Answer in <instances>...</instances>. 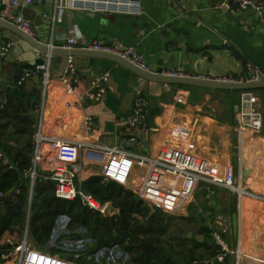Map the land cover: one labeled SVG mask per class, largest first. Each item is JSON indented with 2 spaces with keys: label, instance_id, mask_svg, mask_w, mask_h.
Returning <instances> with one entry per match:
<instances>
[{
  "label": "crops",
  "instance_id": "crops-1",
  "mask_svg": "<svg viewBox=\"0 0 264 264\" xmlns=\"http://www.w3.org/2000/svg\"><path fill=\"white\" fill-rule=\"evenodd\" d=\"M137 1L142 7L138 17L76 13L65 14L62 22L53 24L52 0L42 1L28 8L29 11L22 9L21 13L33 25V38L53 49H63L70 32L82 36L83 48L93 42L105 45L117 40L135 47L150 73L156 75L177 72L180 67L198 75L203 72L199 65L206 63L208 57L213 59L208 66L227 73L236 81L247 75L244 66L254 65L264 72V26L253 12H234L227 6L228 0ZM18 41L9 31L0 34V49L9 47L6 55H0V111L4 106L6 111L0 125L9 123L7 132L14 134L21 129L14 116L34 120L31 167L21 181H25L31 171L48 175L56 164L46 142L36 150L38 132L44 138L80 143L83 147L73 168L77 185L102 208L112 206L106 216L89 211L112 221L121 216V210H130L131 219L143 229H157L159 220L163 226H169V219L183 220L190 231L184 232V238L175 237L176 241L181 240L176 247L182 251L183 244L193 243L198 261L210 259L217 252L209 226L214 224L215 228H220L216 222L220 216L227 228L226 243L231 250L238 249L240 253L238 262L234 255H229L225 264H264V89L251 90L255 107L262 116V128L259 132L244 131L241 158L237 159L234 128L243 91L160 85L144 81L121 65L87 57L72 59L73 65L69 67L74 73L67 78L70 85L67 87L55 76L64 61L59 56L50 59V83L46 89L41 74L19 85L24 71L31 67L19 61L29 56L28 53H21V57L14 53ZM39 56L38 64L47 60L46 55ZM98 79L102 80V89L91 90V84ZM28 81L32 86L27 87ZM138 96L147 102L146 126L129 128L123 121L131 116ZM89 124L92 133L87 134ZM15 141V138H0V145L18 149ZM101 148H115L134 158H143L145 164L139 166L134 162L123 186L103 182L101 171L106 156ZM0 160L14 166L2 148ZM179 165L198 179L187 181L166 169ZM229 170H235L237 176L240 172L241 190L250 195L239 198L212 182H222ZM244 170L245 177L242 176ZM152 180L158 182L159 188L149 192L146 186ZM36 182L34 185L28 182V212L36 184L46 183L41 178ZM97 182L113 188L100 196L95 189ZM109 195L112 199H106ZM176 226L180 227V232L184 230L180 224ZM71 230L89 241V251L96 249L95 239L87 236L83 227L72 223ZM207 234L210 243L206 241ZM26 239L28 241V233ZM48 242L38 249L63 256L51 245L45 250ZM110 245H118L132 264H140L133 262L132 255L124 250L127 246L121 247L113 239L105 246ZM173 255H170L172 264L177 260L173 258L177 254Z\"/></svg>",
  "mask_w": 264,
  "mask_h": 264
},
{
  "label": "built area",
  "instance_id": "built-area-1",
  "mask_svg": "<svg viewBox=\"0 0 264 264\" xmlns=\"http://www.w3.org/2000/svg\"><path fill=\"white\" fill-rule=\"evenodd\" d=\"M42 1L45 0H0V18L17 28L22 33L33 37L34 28L29 19H27L22 13V9H28ZM54 6V17L52 18V23H60L63 21L65 12H72L73 14H101V15H122L129 17H138L142 14L141 4L137 0H52ZM186 0H179L180 3H184ZM227 6L234 12H253L261 25L264 26V0H228ZM226 45V42H224ZM82 36L79 33L70 32L65 39V46L63 49L72 50H87L92 52H98L103 54H109L116 56L133 67L137 68L142 72L149 73V66L147 65L144 58L137 52L136 48L133 46L125 45L117 40H112L110 43L105 45H99L98 43H92L86 48L82 46ZM50 46V45H49ZM51 47V46H50ZM52 48V47H51ZM9 51V47H1L0 55L4 56ZM47 60L43 63L37 64L32 70H25L23 77L19 82V85L23 84L27 79L34 75L41 74L44 89L50 83V55H46ZM63 72L62 84L70 87L67 82V78L74 73V70L69 67ZM246 74H251L250 77L246 75L247 82H257L260 76L259 69L254 65H249L246 67ZM160 74V73H159ZM158 74V75H159ZM159 76L163 77H183L177 72H161ZM216 82L230 83L232 82L227 77H221L215 79ZM236 81V80H235ZM102 80L98 79L91 84L90 89H102ZM146 108L147 102L145 98L138 96L134 100L133 111L130 117L126 118L123 122L124 125L129 128L145 127L146 126ZM262 128V116L260 112L256 109L253 99V94L251 91H243L240 94V100L238 104L236 126L234 128V138H235V152L237 159L241 158L242 149V136L244 131L252 130L254 132H259ZM87 134L92 133L91 125H87ZM47 143L49 151L56 164L51 169L48 175H37L34 171L29 172L28 178L31 185L39 178L42 181L49 183L53 187V192L55 198L60 201L74 202L79 201L82 206L88 208L89 210L98 211L103 214L105 207H101L99 202L84 192L77 185V173L73 169L77 164L79 150L83 147L80 143H70L59 139H48L44 138L40 132L37 133L35 138L36 150L43 143ZM106 156V161L102 167L101 178L103 182L115 183L117 185H125L128 181L129 169L131 165L136 162L139 166L145 164V159L134 158L127 153H124L115 148H101ZM240 164L238 163V166ZM177 175L181 176L187 181L197 180L196 176H192L184 170V167L174 166L172 168H166ZM212 182L224 187L226 190L237 194V197L243 195H250L244 193L241 190V179L240 172L238 171V176L235 170H229L222 182L212 180ZM149 192L156 191L159 186L158 182L154 180L149 181L146 186ZM3 194L0 193V198ZM29 204L32 200V192L29 197ZM153 203V202H152ZM157 206L158 204L153 203ZM62 220L65 224L60 233L56 235V228L58 222ZM220 228H215L214 224L209 226L210 236L213 244L217 248L216 254L206 260H199L193 262V264H225V260L229 255H234L237 262L240 256L239 250L235 251L229 248L226 243L224 236L227 234V228L222 222V218L219 216L216 219ZM70 236H73V231L71 230V220L67 216H59L55 221L54 227L51 231L50 240L48 243L57 249V243L65 244L60 242V239L66 238L70 240ZM27 233L21 245L18 249L17 264H76L75 261H71L69 256L63 257L57 254H50L48 252L42 251L40 249L33 248L27 241ZM76 242L82 243L76 247V250L71 252L75 253V257H80L83 255L84 251L88 258H93L97 262L103 264H132L128 258L120 251L118 245H110L109 247L102 246L99 249L88 250V244H84V238L75 235ZM70 242V241H69ZM60 249V248H59ZM75 249V248H74ZM64 250V249H63ZM103 260V261H102Z\"/></svg>",
  "mask_w": 264,
  "mask_h": 264
},
{
  "label": "trees",
  "instance_id": "trees-1",
  "mask_svg": "<svg viewBox=\"0 0 264 264\" xmlns=\"http://www.w3.org/2000/svg\"><path fill=\"white\" fill-rule=\"evenodd\" d=\"M246 68V66H244ZM33 67L26 69L32 70ZM5 106L0 111V118L5 117ZM21 125V129L14 134L7 132L9 123L0 125V138L16 139L15 144L18 149H12L7 145H0L3 152L12 160L14 166L0 160V193L9 194V197L0 202V240L5 238L9 233H19L22 228L25 216V208L27 207L26 197L28 194V176L25 181H21V177L31 167L30 152L32 150V138L34 134V120L30 117L14 116ZM41 176V175H39ZM40 181V178L36 180ZM102 181V180H101ZM36 182V183H37ZM103 184V182L101 183ZM97 182L96 191L100 196H105L113 187H104ZM18 192V194H16ZM106 199H112L109 195ZM65 205V206H64ZM130 210H121V216L112 221H107L88 210L84 206H80L77 201L65 202L55 198L53 187L49 183L36 184L35 196L31 206L32 225L35 227L38 222H46L51 219V224L45 227L43 234L39 236L40 246L45 245L50 240L51 231L55 221L61 215H66L72 223L78 227H83L87 236L95 239L96 249L109 243V239L122 246H127L124 250L132 255V260L140 264H156L159 261L160 250L156 247L157 241L153 240L149 243L146 239L150 237L159 238L162 235L160 227L163 226L162 220L156 222L157 229H143L137 224L135 219H131ZM147 237V238H146ZM124 248V247H123ZM62 255L65 252L56 251ZM151 252L157 254L152 259ZM66 256H69L66 254ZM73 261L72 257L69 256ZM74 258V257H73ZM163 264H172L165 261Z\"/></svg>",
  "mask_w": 264,
  "mask_h": 264
},
{
  "label": "water",
  "instance_id": "water-1",
  "mask_svg": "<svg viewBox=\"0 0 264 264\" xmlns=\"http://www.w3.org/2000/svg\"><path fill=\"white\" fill-rule=\"evenodd\" d=\"M26 11H29L26 9ZM27 16V13H24ZM65 14H73L72 12H65ZM9 31L13 33L17 38L18 42L14 48V53L19 57H21V53H28L29 56H23V60L19 59L20 62H26L29 67H35L38 62L40 61L39 54L44 55H50L51 57L59 56L63 57L64 61L61 64V66L58 68V74H56V78L59 79L61 82L63 77V72L67 69L68 65H73L72 59L75 57H87L92 59H100V60H107L109 62H113L115 64L121 65L124 68L128 69L130 72L136 74L139 78L143 79L147 82H154L158 83L160 85L166 84V85H183V86H197L202 88H208V89H216V90H237V91H251V90H258V89H264V80L262 79V75L264 76L263 70L260 68V76L257 82H247L246 76L242 78L241 81H235L232 77H228L227 73L224 72H218L216 68L208 66L213 61L211 57H208L206 60V63L199 65V67L202 68L201 73H190L187 72L185 69L180 67L179 73L183 77H163L159 76L153 73H147L142 72L138 70L137 68L133 67L126 61L113 56L109 54H103L98 52H92L87 50H78V49H53V47H49L47 44H44L42 42L37 41L35 38L30 37L21 31H19L14 26L4 22L0 18V34H2L3 31ZM259 67V66H258ZM212 71V72H209ZM248 77L251 76V74H247ZM221 77H227L232 82L230 83H221L216 82L215 79L221 78ZM264 78V77H263ZM27 87L32 86L31 82L26 83ZM26 91H29L27 88ZM247 172L244 170L242 173V176L245 177ZM8 194L4 195L2 198H0V202H2L4 199H6ZM112 206L110 204L105 206V210L103 212V215L106 216L108 213H111ZM50 243L46 245L45 250H47L50 247Z\"/></svg>",
  "mask_w": 264,
  "mask_h": 264
},
{
  "label": "rangeland",
  "instance_id": "rangeland-1",
  "mask_svg": "<svg viewBox=\"0 0 264 264\" xmlns=\"http://www.w3.org/2000/svg\"><path fill=\"white\" fill-rule=\"evenodd\" d=\"M65 206V205H64ZM31 209L28 212L27 207L25 208V216H24V222L22 225V228L19 230V233H9L5 238L0 240V264H15L16 258L18 256V249L21 245V242L23 241V237L26 233H28V242L33 245V248L38 249L40 246L39 244V236L43 234V231H45V227H47L49 224H51V219L46 222H38L36 223L35 227L32 225V219H31ZM165 220L164 217H161ZM183 220H177V219H169V226H162L160 227V232L162 233L159 238L154 237H146V242L149 243L153 240L157 241L160 250L159 254V261H157L156 264H163L165 261H170V255L174 253L173 256L177 254V256L173 257L177 259L176 261H173L174 264H192L194 261H198L199 258L197 254L194 252L195 245L193 243H187L183 244L181 247L184 249L182 251H179L177 248L180 243V239L176 241L175 237L180 236L181 238H184L185 233L190 231V228L185 227ZM65 224V221L62 220L60 223L58 222L57 228H56V235L61 232L63 226ZM182 226V232H180V227H177L176 225ZM183 224V225H182ZM187 225V224H186ZM178 229H177V228ZM76 236H79L77 232L73 234V236H70V240H67L64 238L63 240L60 239V242H62L65 248L62 247V244L57 243V249L58 251L65 252L67 255L71 256L73 261H75L76 264H99L95 261L94 257L88 258L86 256V252H83V255L80 257H75V253L71 252L73 250H76V247L82 243H77L75 238ZM86 236V234H83ZM82 237V236H81ZM85 239V238H84ZM171 240V241H170ZM70 241V242H69ZM207 243H210V236L207 234L206 236ZM89 242L87 239L84 240V244L86 248V244ZM167 243H170L169 245ZM172 246V247H171ZM177 246V247H176ZM60 248V249H59ZM75 248V249H74ZM64 249V250H63ZM157 253L151 252L149 255L153 259ZM62 255V254H60ZM64 256V255H63ZM74 257V258H73ZM70 258V257H69ZM103 261V260H102Z\"/></svg>",
  "mask_w": 264,
  "mask_h": 264
}]
</instances>
